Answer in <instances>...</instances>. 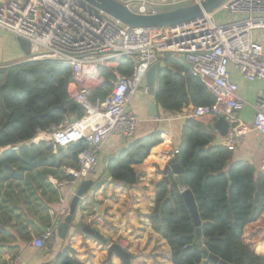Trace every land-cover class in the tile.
<instances>
[{
    "label": "trees",
    "instance_id": "trees-1",
    "mask_svg": "<svg viewBox=\"0 0 264 264\" xmlns=\"http://www.w3.org/2000/svg\"><path fill=\"white\" fill-rule=\"evenodd\" d=\"M168 62L174 70L158 72L157 102L163 109L180 112L188 106L213 103L199 78L177 61ZM132 71L133 63L125 58L116 69L100 67L105 81L90 101H104L116 73L129 76ZM73 84L72 70L64 62L38 60L0 67V264H5L2 256L16 239L8 228H19V236L30 240L23 227L37 229L34 216L46 214L47 204L59 200L49 178L69 179L65 171L80 167L78 155L88 147L85 142L60 150L46 142L23 145L40 132L63 128L71 117L84 116L85 110L70 97ZM211 127L194 119L185 122L177 150L184 186L170 175L171 187L163 180L157 183L151 228L170 247L171 264H202L204 250L226 264H264V172L234 161L232 150L216 142ZM16 146L18 150L13 149ZM173 148L171 138L159 131L134 140L109 162L112 182L135 186L139 175L134 166L146 164L158 149L167 157L164 152L170 154ZM183 188L192 192L198 206L202 247L196 241ZM72 252L70 246L65 247L50 264H86L74 260Z\"/></svg>",
    "mask_w": 264,
    "mask_h": 264
},
{
    "label": "built area",
    "instance_id": "built-area-1",
    "mask_svg": "<svg viewBox=\"0 0 264 264\" xmlns=\"http://www.w3.org/2000/svg\"><path fill=\"white\" fill-rule=\"evenodd\" d=\"M116 1L136 14L155 15L199 0ZM219 12L227 20L216 22ZM0 29L31 43L30 60L64 62L72 70L69 94L85 110L84 116L67 127L40 132L23 144L46 141L61 148L88 144L78 155L80 167L67 170L69 179H52L57 188L87 180L99 165V148L110 136H135L139 118L128 104L157 56L171 52L191 66L213 103L194 106L186 118L217 121L224 117L230 128L221 144L229 150L236 149L245 136L238 115L248 105L232 69L248 83H264V41L255 39L257 33L264 36V0H229L202 18L159 28H131L83 0H0ZM123 58L133 63L132 74L118 75L110 95L91 102L82 80L98 76L100 67ZM253 109V129L264 137V89L258 91ZM53 237L49 231L32 244L46 248ZM117 244L122 246L121 241Z\"/></svg>",
    "mask_w": 264,
    "mask_h": 264
},
{
    "label": "crops",
    "instance_id": "crops-1",
    "mask_svg": "<svg viewBox=\"0 0 264 264\" xmlns=\"http://www.w3.org/2000/svg\"><path fill=\"white\" fill-rule=\"evenodd\" d=\"M258 38L259 37H257V39ZM262 40L264 41V38H262ZM160 56L161 55L156 57L154 64L160 63ZM168 59L177 61L178 63L180 60L186 62L181 55L177 54H173V57ZM168 59L165 61V67L161 70H174V67L168 62ZM26 60L21 47L16 41V37L0 29V67H8ZM118 62H113L110 67L105 68L116 69ZM189 72L195 76L192 70ZM232 74L233 79L240 87V94L248 103L247 107L238 115L243 125L245 136L240 145L232 150L233 159L236 162L248 163L254 166L257 171L264 172V137L253 129V105L256 101L258 91L264 89V83H248L234 69H232ZM118 75L120 74L116 73V79ZM104 81L99 71L98 76H87L82 80L81 84L87 87L90 98L91 94L96 89L100 88ZM114 83L115 82H113V87ZM158 88L159 77L157 75L155 94L151 95L149 93L146 75L140 89L131 97L128 104V109L133 111L139 118L135 136L132 138L117 135L110 136L99 148V165L87 180L96 182L105 173L103 164V159L105 157L110 156V161H112L120 156L123 150L127 149L134 140L146 137L157 131L171 138L174 151L170 154L164 152V155L167 157L163 158L162 149H158L146 164L134 166L135 172L139 175V182L135 186L116 185L112 181H107L96 194L88 196L87 199H92L94 201L90 202L86 200L87 205L79 209L74 221L75 225L83 222L90 226L93 230L99 232L105 239L109 240L110 244H117L121 241V247L134 256L131 264H150L148 261L141 263L142 259L140 258L142 256L139 255L138 252L146 253L151 251L154 246L160 242L168 246L167 242L152 230L149 218L155 208V200L157 197L156 185L163 180V171L168 162L173 158L172 154L178 150L181 144L182 129L185 122L188 120L186 114L194 107H185L180 112L163 109L157 102ZM247 96L252 97V99H247ZM150 104H155L157 106L159 113L158 118L154 119L148 116V106ZM71 119L72 118H70L69 123H66L64 127L71 124ZM197 121L212 126L211 131L216 136V142L222 145L221 142L225 137H221L214 129L215 121L210 124H208L206 119ZM46 143L53 146L48 142ZM55 148L58 149V147ZM67 170L65 171L66 176ZM170 176L173 180L179 182L176 175L170 173ZM53 178L54 177H50L49 181L51 185L57 189L59 200L47 204L48 211L46 214H37L34 216L33 223L37 229L33 227L25 229V227H23V233H30V240L19 236V228H8V230L10 229L12 234L15 235L16 239L11 241L6 248V252L2 256L5 264H50L67 246L73 249L71 255L74 260L79 262L86 264H123L115 255L109 260L107 245L82 235L80 231L74 228L69 230L65 238L59 236L58 227L69 214V205L73 195L72 190L75 185L57 188L52 184ZM12 226H14V224H12ZM44 229H47V231L44 232ZM49 231L53 233L54 237L46 244V248L34 247L32 244L33 240L43 236ZM10 247L12 248L9 249ZM168 248L170 255V247L168 246Z\"/></svg>",
    "mask_w": 264,
    "mask_h": 264
},
{
    "label": "water",
    "instance_id": "water-1",
    "mask_svg": "<svg viewBox=\"0 0 264 264\" xmlns=\"http://www.w3.org/2000/svg\"><path fill=\"white\" fill-rule=\"evenodd\" d=\"M91 6L105 12L107 15L112 18L120 21L121 23L131 27V28H159V27H173L180 24L188 23L199 18H202L204 15L212 14L219 8H221L225 3L229 0H199L196 3H193L188 6H183L180 8H176L173 10H168L164 12H159L155 15H140L129 10L125 5L116 1V0H83ZM16 41L21 47L24 56L26 57V61L23 63L32 62L29 57L31 56V43L22 38L16 37ZM173 53L167 52L159 57V64H153L147 72V82L149 86V93L151 95L155 94L156 89V81L158 71L165 67V61L168 58H172ZM179 63L187 70L191 71V66L184 62L179 61ZM148 116L150 118H158L159 113L157 106L155 104H150L148 106ZM71 123H77L78 119L75 117H71ZM230 125L228 121L221 117L217 121H215L214 129L220 134L221 137H226L229 132ZM61 147H58L60 150ZM111 157H105L103 159V164L105 167V173L99 178L98 181L94 182L93 180H85L79 184H76L72 190V198L69 205V214L64 219L63 222L58 227L59 236L61 238H65L71 228L78 230L82 233V235L86 237L93 238L100 243L108 246V255L109 260L112 259V256L115 255L118 257L123 264H131L134 256L127 252L124 248L116 243H111L109 240L105 239L99 232L93 230L90 226L80 222L75 225V217L79 212V209H82L87 205L86 200L89 195L96 194L107 181H112L113 177L108 169L109 162ZM173 173L179 179V185L181 187L184 186V171L182 170L179 164V155L178 153L168 162L167 166L163 171V181L166 182L168 187H171L169 175ZM229 177V175H228ZM230 184L231 181H230ZM182 197L184 198L190 212L192 218L195 223L196 228V241L198 246H203V232H202V222L200 219V215L198 212V206L194 195L190 190L183 188ZM90 202L94 200L90 199ZM47 229H44L46 232ZM205 260L202 264H207L211 261L214 264H226L223 261H219L217 257L208 253L207 250L203 251Z\"/></svg>",
    "mask_w": 264,
    "mask_h": 264
},
{
    "label": "rangeland",
    "instance_id": "rangeland-1",
    "mask_svg": "<svg viewBox=\"0 0 264 264\" xmlns=\"http://www.w3.org/2000/svg\"><path fill=\"white\" fill-rule=\"evenodd\" d=\"M188 5H191V4H188ZM188 5H184V6H188ZM168 10L170 9H163L161 12L168 11ZM215 20L216 22H221L227 19L223 12H219L218 14L215 15ZM257 37H259V40H262V38H264V36L259 33L255 35V39H257ZM247 99L250 100L252 99V97L247 96ZM206 120L208 121V124L214 122L211 119H206ZM138 254L142 256L140 258L142 259L141 263L148 261L150 264H171L169 248L165 243H162V242L157 243L151 251H148L146 253L138 252Z\"/></svg>",
    "mask_w": 264,
    "mask_h": 264
}]
</instances>
